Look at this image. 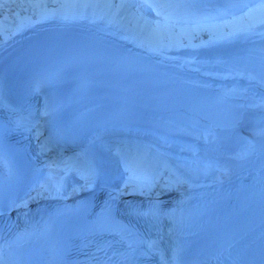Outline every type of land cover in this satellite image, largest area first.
Instances as JSON below:
<instances>
[{
    "label": "bare ground",
    "instance_id": "obj_1",
    "mask_svg": "<svg viewBox=\"0 0 264 264\" xmlns=\"http://www.w3.org/2000/svg\"><path fill=\"white\" fill-rule=\"evenodd\" d=\"M58 3L59 0H35L34 4H30L29 0H10L6 5L5 3L0 4V10H2L1 7H5L2 12L11 17V19L15 16L17 18L16 22L22 23L28 17L35 16L37 12L45 11L46 8L67 9L66 6L58 5ZM258 7L259 1L250 6L252 9ZM250 8L237 11L232 15H229L227 18L187 24V27L190 28L187 37L195 39L198 35L208 34L210 38H220L224 29L241 28L243 22H249L247 20H241L240 18ZM6 9L9 10L7 11ZM202 23L205 25L201 26ZM11 25L0 24V39L18 28V26L11 27ZM181 28L185 32L188 30V28L182 27V25ZM132 31L135 32L134 37L138 42L145 43L153 49L161 47L162 51L174 53L171 51V48L174 49L179 43L178 40H176L177 36L171 35L166 31L153 32L149 25L143 29L141 22L134 24V26H132ZM173 41V47L169 48L166 46ZM193 60H197L198 62L205 61L203 58H193ZM208 60L209 62L218 61L214 54ZM199 65L204 66L205 64ZM233 65L234 67H232V70L221 68L220 71L209 70L205 67L199 66L200 70L203 71V78H201L200 82L194 75L190 74L173 73L171 75L167 73L166 75V78H168L169 81L183 77L187 78L188 82L199 83L197 85L199 87L201 86L204 91L214 92L219 96H221L222 92V95H227L228 100L231 102H234L233 100L236 98L235 100L243 115V121L240 125L213 133L203 130L194 131V135L198 136V140L192 145L199 150L198 158L201 160H211L209 163L202 164L201 162L197 163V165L211 168L212 170L209 174H204L203 178L196 176L194 178L199 179L194 180V178H177L173 173L164 174L163 172L164 176L161 180L150 181V187H144L137 183L129 184L128 181H121L120 184L112 181L107 184V187L128 192L134 191L136 194L147 193L149 195L152 194L157 196L168 191L170 193L174 192L180 197L188 193H202L206 190V192H208V198L212 199V202H217L219 198L223 197L224 199H227V197H230L228 194L234 191L237 185L243 184L240 181L237 182L240 172L247 173V177L249 178L248 182L252 181L256 176L255 183L250 184L248 188L243 191H248V189H251L256 185L259 180L264 178V76L258 71V69L250 67V65L248 66L238 62L233 63ZM224 73L227 74L229 78L228 80H220L221 75ZM235 77L238 80L246 78L252 82V85L246 83L244 86V84L240 83L237 86V84L232 81ZM206 82L213 86L208 88L200 84ZM247 92L251 93V96L246 94ZM219 135H225L227 137L229 141L228 146L222 147L218 145L217 141L215 142V139H217ZM181 142L179 139L170 137L165 140V148L170 153H176ZM183 147L184 148H182L180 154L181 156L191 149V145L185 143ZM168 167H170V165H168ZM226 177H228V179ZM226 179L228 181L224 184L222 181H225ZM229 182L232 183L233 187L231 185L229 188ZM188 189H191L193 192H189L190 190ZM45 191H51L50 186L45 182L37 183L32 186L29 194H26L23 198L28 200L36 195L43 194ZM258 241V248L257 245H249L248 247V245L243 244L240 246L241 249L239 251L232 252L233 254H231L222 264H264V234Z\"/></svg>",
    "mask_w": 264,
    "mask_h": 264
},
{
    "label": "snow or ice",
    "instance_id": "obj_2",
    "mask_svg": "<svg viewBox=\"0 0 264 264\" xmlns=\"http://www.w3.org/2000/svg\"><path fill=\"white\" fill-rule=\"evenodd\" d=\"M61 2L74 5L83 4L86 8L87 5L91 3V0H61ZM141 2L148 5L151 10L156 13V16L161 18L152 26L153 32H159L162 25L166 24L170 19V11L173 9L174 5L183 2V0H141ZM65 18H67V16ZM240 19L247 20L249 23L245 29H235V31H251L257 25L264 24V0H259V7L248 9ZM137 22L139 23V21ZM151 23L150 21H144L146 26ZM0 163H3L2 153H0ZM127 170L131 173L128 181L129 184L137 183L144 187H150V179L147 176L138 174V164L135 162L129 163L127 165ZM0 264H3L2 258H0Z\"/></svg>",
    "mask_w": 264,
    "mask_h": 264
},
{
    "label": "rangeland",
    "instance_id": "obj_3",
    "mask_svg": "<svg viewBox=\"0 0 264 264\" xmlns=\"http://www.w3.org/2000/svg\"><path fill=\"white\" fill-rule=\"evenodd\" d=\"M245 22H247V21H245ZM248 23L249 22H247V24ZM245 28L246 27H241V29H245ZM255 29H259L260 32L264 35V24L257 25L255 27ZM245 32H246V30L243 31V33H245ZM234 33L237 36H241L243 34V33H241V31H234ZM222 35L223 36L220 37V39H226L225 42L227 44L236 43V42H239L241 40V38L236 37V36L235 37H232L231 35L228 36L227 32H225V31H223ZM181 38L182 37H180V39ZM205 40L206 41H216L218 39H212V38H210V36L209 37L207 36V37H205ZM236 48H238V51L236 52V56H232V57L234 59H236V61L241 63V64L243 63V64L248 65V66L250 65V67H255L264 76V48L262 50H258V49H253V48L247 47L246 45H243V44L237 45ZM253 63H254V65H253ZM205 170L207 171V169H205ZM254 233L259 234V229H257ZM252 238H254V235H252L250 237V240Z\"/></svg>",
    "mask_w": 264,
    "mask_h": 264
},
{
    "label": "water",
    "instance_id": "obj_4",
    "mask_svg": "<svg viewBox=\"0 0 264 264\" xmlns=\"http://www.w3.org/2000/svg\"><path fill=\"white\" fill-rule=\"evenodd\" d=\"M221 143H224L225 145L227 144V142L225 140L221 139Z\"/></svg>",
    "mask_w": 264,
    "mask_h": 264
}]
</instances>
